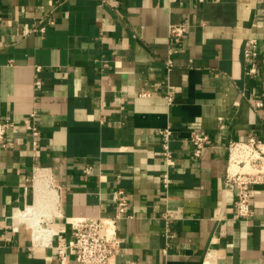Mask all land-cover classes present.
<instances>
[{
	"label": "crops",
	"instance_id": "crops-1",
	"mask_svg": "<svg viewBox=\"0 0 264 264\" xmlns=\"http://www.w3.org/2000/svg\"><path fill=\"white\" fill-rule=\"evenodd\" d=\"M263 7L0 0V120L20 124L34 113L40 130L36 151L21 126L0 146V264H60L56 234L70 239L75 218L113 217L117 190L131 217L119 222L113 264H264V185L244 220L224 182L228 142L248 134L264 142ZM178 22L187 33L171 55L169 26ZM251 38L256 75L244 55ZM168 126L171 167L158 136ZM192 130L213 142L198 157L186 141ZM40 224L50 235L35 240Z\"/></svg>",
	"mask_w": 264,
	"mask_h": 264
},
{
	"label": "built area",
	"instance_id": "built-area-1",
	"mask_svg": "<svg viewBox=\"0 0 264 264\" xmlns=\"http://www.w3.org/2000/svg\"><path fill=\"white\" fill-rule=\"evenodd\" d=\"M110 0H101L107 4ZM264 14V7H263ZM32 30V29H31ZM33 30H37L34 28ZM44 32L45 27L39 28ZM187 33V25L174 23L169 26V37L173 45L170 54L175 53L174 48H179L181 41ZM245 58L250 66L248 73L257 74V57L259 55L258 42L251 38L246 42ZM168 67L173 66L172 58L167 62ZM39 69V68H38ZM264 89V80L262 81ZM168 102H172L174 95L168 92ZM21 126L32 136L33 149L39 147L40 130L35 122V114L23 119L20 124L8 119L0 120V146L8 147L6 141L7 133ZM163 151L162 156L167 167L174 165L171 142L174 139V131L168 126L158 130ZM194 147L195 156H200L207 145H213L211 136L206 132L192 130L186 139ZM227 164L225 169L224 182L227 188H234L237 192L233 202L237 218L247 220L253 215V199L258 193L257 186L264 185V142L260 141L253 134H248L244 139L231 140L227 145ZM92 166L84 167L83 172L88 175ZM165 182L168 183V176L165 175ZM115 203V215L113 217H83L75 218L72 222V236L67 239L62 230L56 234L57 243L54 250L60 264H69V253L74 252L76 264H113L116 256L123 248V239L119 233V222L122 219L130 218L129 202L123 190H117L112 194ZM18 231V227H14ZM53 235L49 244L53 243Z\"/></svg>",
	"mask_w": 264,
	"mask_h": 264
},
{
	"label": "bare ground",
	"instance_id": "bare-ground-1",
	"mask_svg": "<svg viewBox=\"0 0 264 264\" xmlns=\"http://www.w3.org/2000/svg\"><path fill=\"white\" fill-rule=\"evenodd\" d=\"M47 189V188H46ZM47 190H49V189H47ZM38 191H39V189H38ZM52 191V190H51ZM46 192V191H45ZM40 195V194H39ZM52 195V194H51ZM54 195V194H53ZM51 197V196H50ZM54 198V197H53ZM36 204V203H35ZM34 206V205H33ZM37 209H38V203H37ZM34 209V208H33ZM41 210V209H40ZM38 211H39V209H38ZM37 211V212H38ZM36 212V213H37ZM33 213V212H32ZM35 213V214H36ZM29 214V213H28ZM34 214V213H33ZM30 215V214H29ZM28 215V216H29ZM37 215V214H36ZM27 216V217H28ZM35 217V216H34ZM37 220V219H36ZM21 221V220H20ZM39 221V220H38ZM33 222V221H32ZM37 222V221H36ZM38 223V222H37ZM32 226H34V225H32ZM36 226V225H35ZM35 226L33 227L34 228V232H35V234H34V238H35V240H39V239H41V238H44V239H46L47 237H49V235H50V231H49V229L48 228H44L43 226H41V224L39 225V226H37V228H35Z\"/></svg>",
	"mask_w": 264,
	"mask_h": 264
}]
</instances>
